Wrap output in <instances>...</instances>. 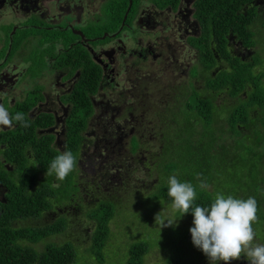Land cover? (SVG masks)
I'll use <instances>...</instances> for the list:
<instances>
[{"label": "flooded vegetation", "instance_id": "af4514ba", "mask_svg": "<svg viewBox=\"0 0 264 264\" xmlns=\"http://www.w3.org/2000/svg\"><path fill=\"white\" fill-rule=\"evenodd\" d=\"M117 8L123 10L121 18ZM72 14L79 15L77 24L60 23L65 15L73 18ZM227 18L232 19L234 28L227 30L223 42L215 34L224 30ZM244 27H248L247 37L242 35ZM262 30L264 0H0V104L12 116L23 113L30 123V127L22 128L13 121L14 127L0 128V217L11 194L27 191L32 195L38 188L48 190L50 185L61 194L64 180L46 176L41 147L62 153L70 139L74 144L78 137L85 140L75 171L81 181L93 185V191L80 187L82 199L87 196L86 203L93 192L109 189V182L117 176L109 169L121 171L135 162L143 165L142 155L134 162L137 155L125 152L137 142L145 147L161 145L163 135L158 139L154 130L161 128L164 113L179 109L173 103L176 95L181 106L194 91L206 92L209 82L232 70V62L256 63L252 79H259L257 61L264 43L257 38ZM143 34H155L157 41H143ZM125 36L136 44L125 49L119 41ZM111 42L114 45L103 52L97 50ZM122 59L128 81L119 92L116 79ZM160 63L174 74L172 93L162 101L146 100L150 85H141L133 78L148 68L146 72H152ZM192 70L198 78L190 74ZM260 77L264 87V76ZM254 83L245 92L251 91ZM189 87L193 92L187 94ZM242 94L235 97L237 102L242 101ZM233 97L229 95L230 104ZM27 172L32 181L19 189ZM240 184L233 181L237 195ZM252 190L259 201L258 220L252 225L254 243L264 244V195ZM241 196L245 198L243 193ZM42 217L19 219L15 224L34 225L28 223ZM196 264L209 261L206 258ZM228 264L249 261L242 254Z\"/></svg>", "mask_w": 264, "mask_h": 264}, {"label": "rangeland", "instance_id": "374dc122", "mask_svg": "<svg viewBox=\"0 0 264 264\" xmlns=\"http://www.w3.org/2000/svg\"><path fill=\"white\" fill-rule=\"evenodd\" d=\"M73 18L63 19L60 23H74L77 24L79 15L72 14ZM212 20L210 19V22ZM260 42L264 43V30L259 31ZM253 37V34L250 38ZM143 41H150L155 43L157 41L156 35L148 36V34H143ZM247 39V38H244ZM124 44L125 49H129L131 45L136 43L127 40V37H121L119 40ZM254 41V39H252ZM35 39V44L37 43ZM120 44V43H118ZM114 45L112 42L105 46H100L97 50L103 52L104 49L109 48V46ZM116 47V46H115ZM261 56L257 61L259 73H263L262 68H264V45L260 48ZM150 68L146 69L148 71ZM127 65L122 59L119 64V70L117 74V81L119 82L118 91L121 92L124 87H127V75H126ZM144 71L143 73H138L137 77L133 79L140 81V84L148 83L150 85L151 91L147 93V99L153 101H162L168 94H171V84L174 82L175 77L171 71L166 70V65L161 63L153 66L152 72L148 73ZM250 72L255 74V68L250 66ZM190 74L198 78V74L194 70ZM256 75V74H255ZM176 82V81H175ZM176 85V84H175ZM264 97V88H259ZM186 90V89H185ZM193 92V89L190 87L187 89V94ZM169 103H171V100ZM177 95L174 98V105L179 109L182 108L177 101ZM191 99V98H190ZM227 99V100H225ZM172 103V104H173ZM218 107L216 109V115L222 117L226 120V114L229 112L234 102L231 103L229 95L227 92L222 93L221 96L217 99ZM176 110L172 115H180L181 118L186 116L184 111ZM169 113V112H168ZM164 117V115H163ZM171 118V116H170ZM260 120L261 117H259ZM264 119V117H263ZM222 122V121H221ZM190 122L182 119V121L177 123H170L164 128L156 127L157 135L164 133L165 136L160 137L162 141L161 145L156 148H148L145 145H139L138 142L127 148V151L132 154H136L137 157L134 159V162L143 154V165H139V162L133 163L131 165L132 173L130 174V179L123 175L125 168L121 171H118L117 168L109 169L110 172L116 174L112 180L119 179L121 181L118 184H114L111 181L109 182L110 188L104 190V192L111 196L114 193L113 201L117 203V213L110 223V233L111 238L109 245L105 249V261H98L95 256L92 248V239L91 235L94 230V221L88 215L87 209L89 206L82 199L80 192V187H84L85 190L93 191V185L87 184L81 181L80 177H77L76 168L77 161L80 155L82 144L84 139L78 137L76 144H74V139H70L69 144L66 146V151H71L76 158V165L74 170L67 176L63 181L62 187L60 190V195L52 201H54V209L51 210L50 214H45L39 221H30L28 224L42 225L49 224L51 222L59 220L62 216H66L67 227L65 230L60 233H56L46 238L44 242L54 241L56 243H64L66 241H72L78 247V262L76 264H126L127 254L124 253L128 251L129 242L141 238L148 243L149 250L147 257L144 259V264H155L161 262L162 264H167L173 260V257L178 259H185L184 264H196L202 259L207 257L203 254L202 251H199L192 243V241H185V237L190 233L189 229L192 226L193 215L191 211L189 213L171 212V200L167 195V180L168 177L173 175L168 173L167 170L170 167V163L166 162L169 158L170 153L176 152L178 155H184L186 149L187 158L190 159V163L200 164L203 160L208 162L204 163L201 172L197 170L192 171V174H198L199 176L203 172L209 174L207 179L206 174V183H210L209 188L217 189L218 192L212 194L215 198L217 193H222L225 196L231 195L234 198L243 199L241 194L245 193V198L249 196L255 197L256 195H249L247 192L249 181L251 189L256 190L257 193L264 195V120L262 121L263 126H260L255 129V132L250 135H243V138H249L250 141L239 142L238 145H227L220 142L222 133H218L216 138L212 140L213 143H218V148L220 150L217 154L207 155L202 149L203 141L196 140L200 130L203 128L202 123H194V127L188 125ZM228 128V125H225ZM201 128V129H200ZM73 132H70L72 134ZM227 140L231 141L232 138L228 134H225ZM166 138L172 139L173 144L168 145L170 142ZM196 140V141H195ZM260 140L261 142L257 141ZM195 141V143H194ZM193 143L199 148L197 152H194V149L191 148ZM224 143V142H223ZM165 148L162 150V148ZM191 148V149H190ZM152 150V153H148L147 150ZM63 152V151H62ZM145 162V164H144ZM90 168V165L87 164ZM146 166V167H145ZM193 169L196 167L193 166ZM86 172V171H84ZM98 173L95 174H99ZM94 173V172H88ZM180 182H190L189 175L190 173H182L177 170L174 173ZM255 176L258 180H253L250 177ZM257 175V176H256ZM250 179V180H249ZM210 180V181H208ZM244 182L238 191V195L235 193L233 188V181ZM200 182V181H199ZM199 182L193 184L196 188V197L199 193ZM151 183L150 186L148 184ZM258 184V189L257 185ZM57 184V183H56ZM126 185V186H124ZM139 187V188H138ZM138 188V189H137ZM112 192H111V191ZM93 195L96 196L97 193L93 192ZM195 197V198H196ZM63 200V201H62ZM162 201V203H161ZM257 201V199H256ZM259 203V201H257ZM57 205V206H56ZM162 211V214H172L175 217H179L177 224L174 227H165L159 228L155 224L154 216L156 213ZM43 241L37 245L39 249L44 248ZM186 249V252L181 250ZM112 249V250H111Z\"/></svg>", "mask_w": 264, "mask_h": 264}, {"label": "trees", "instance_id": "16d2710c", "mask_svg": "<svg viewBox=\"0 0 264 264\" xmlns=\"http://www.w3.org/2000/svg\"><path fill=\"white\" fill-rule=\"evenodd\" d=\"M122 14L123 10L121 8H117L118 18H121ZM216 21L219 22V20ZM223 22L226 24L224 26V30L219 34H215V36L224 42V39H226L227 30L230 27L234 28V26L232 19L227 18ZM217 25L221 24L218 23ZM246 28L248 27L242 28L243 37H247V34L249 33ZM210 35L211 34L208 36ZM250 64L251 62L246 63L244 61H239L237 63L232 62V70H227L224 74L218 76L215 82H209L205 90L206 92L197 93L194 91L193 97H190L191 99L188 98L184 100V103L181 104V107H187V111L184 112L186 113L184 118H181L180 115L175 114L174 118L170 119V116H173L171 112L164 113V117H162L159 123L161 124V128L166 127L170 123L180 122L182 119L189 121L190 123L188 125L192 127H194L195 122L197 124L202 123L203 128H200L201 130L196 140L203 141V145L201 147L202 149L204 147V151L207 155L217 154L220 150V148H218V143L212 142V140L218 135L219 131L222 133V137L220 139L222 145L227 144L230 146H239V142L250 141L249 138L241 139V137L243 135H250L251 133L255 132L256 128L263 126L261 124L264 120V97H259L262 95L260 93L262 91H260L259 88H264L261 86L262 83L260 77L264 76V68H262L263 73H258V80L257 78L252 79L253 74L250 72ZM255 64L256 63L253 65ZM251 82H255V87L251 91L245 92L248 91V85ZM223 92H227V94L232 97L234 96L232 99V104L236 102V104L232 106L231 110L227 112L226 120L216 115V109L218 107L217 99ZM241 94L243 96L242 101L238 99L237 102L235 97H238ZM83 106L86 107V104ZM152 116L155 117L154 115ZM259 117H261L262 120H260ZM222 120L223 122L226 121L227 123H222ZM225 125H228V128H226ZM154 133H157L156 130H154ZM225 134H228L232 140H227ZM162 135L165 136L164 133H162ZM159 136L160 134L158 135V139ZM166 139L170 141L168 145H172L174 143L172 139ZM257 141L261 142L260 140ZM194 143L191 148L194 149V152H197V149L201 147L198 148ZM159 146H148V148H156ZM164 148L165 146L162 148V150ZM184 151L186 153V149H184ZM147 152L152 153V150L148 149ZM20 153L22 154L23 150H21ZM40 153L41 159L43 160V158H45L46 160V168L49 167L54 157L60 154L57 149H51V147H48L47 151L46 148L41 147ZM185 153L184 155H178L176 152H174L173 155L170 153L166 162H169L171 165L167 172L173 175H175L174 173H176L177 170L182 173H190L189 179L193 184H197L200 180L206 179V174L208 179L209 174L206 171L203 172L199 178L197 177V174H192V171L194 170L201 172L204 163H207L208 161L203 160V162L200 164H191L190 159L187 158ZM125 154L132 155V153H129L128 151L125 152ZM42 163L44 162L42 161ZM193 166L196 168L193 169ZM131 173L132 169L127 168L125 165V172L123 175H126V177L130 179L129 176ZM51 177H53V175ZM250 178L253 180H258V178L254 175ZM107 180L108 178H105L103 181L106 183ZM31 181L32 176L30 175V172L25 173L22 180V186H18L19 189L27 188ZM52 181L53 180L51 178L50 183H52ZM118 182L121 184L119 179L112 181L114 184H118ZM247 184L248 196L256 194L251 189L249 181H247ZM258 184L256 183L257 189ZM150 185L151 183L148 184V186ZM240 186L241 184L239 187ZM97 193L98 195L96 197L90 196L87 200V205L89 206L87 211L89 213L88 215L94 221V230L91 235L93 252L98 258L97 260L103 262L105 261V249L109 245L111 238L110 223L116 215L118 208L117 203L113 201L114 193L109 196L102 189H100V191ZM212 194L213 193L207 189H199V193L193 201V208L195 206L210 207L211 203L214 202L215 199L213 198ZM243 194L245 195V193ZM57 195L58 188L50 185L48 190L44 188H38L32 195L27 191H23V193L19 192L14 196L11 194L8 197V204L4 205L3 215L0 217V264H76L78 262V247L72 241H66L60 244L54 241L44 242V240L51 235L60 233L66 229L67 220L64 218L66 216H62L59 220L49 224H15V221L19 219H39L42 217L46 210H51L53 208L54 201H52V199L57 198ZM184 240L187 242L192 241L191 233L187 234ZM42 241L45 243L44 248L39 249L37 247V245H39L38 242ZM128 244V251L124 252L127 254V261L125 263L143 264L144 256L149 250L148 243L141 238H137V240L132 239V241ZM186 249L187 248H184V250L181 251L187 253ZM184 263L185 259L181 260L173 257V260L168 264Z\"/></svg>", "mask_w": 264, "mask_h": 264}, {"label": "clouds", "instance_id": "9594fccd", "mask_svg": "<svg viewBox=\"0 0 264 264\" xmlns=\"http://www.w3.org/2000/svg\"><path fill=\"white\" fill-rule=\"evenodd\" d=\"M13 121L20 127H30L23 113L12 116L3 104H0V128L14 127ZM76 158L71 151L55 156L47 168L46 176L55 175L57 181H63L74 170ZM199 178V174H198ZM167 195L171 200V212L183 214L191 211L192 226L189 231L193 245L207 257L209 264H225L240 259L242 254L249 264H264V244L254 243L253 223L258 220V205L255 197L234 198L217 193L210 207L195 206L196 188L190 182H180L176 175L167 180ZM208 184L200 180L199 188L206 190ZM162 203V201H161ZM179 217L158 212L154 216L159 228L174 227Z\"/></svg>", "mask_w": 264, "mask_h": 264}]
</instances>
